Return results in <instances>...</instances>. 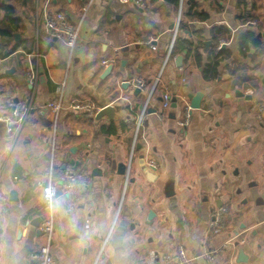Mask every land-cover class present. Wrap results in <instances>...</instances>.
<instances>
[{"label": "crops", "instance_id": "obj_1", "mask_svg": "<svg viewBox=\"0 0 264 264\" xmlns=\"http://www.w3.org/2000/svg\"><path fill=\"white\" fill-rule=\"evenodd\" d=\"M86 2L0 0V26L7 31L0 32V116L18 102L32 106L16 141L0 124V194L10 203L5 212L0 200V264L36 263L45 214L38 182L50 168L58 175L82 165L92 176L84 201L73 213L61 195L54 206L56 264H146L151 251L176 254L180 247L186 264H264V124L253 111L255 100L264 102V0H151L145 11L95 0L83 14ZM45 6L79 27L73 50L44 33ZM215 27L231 33L219 42L231 56L221 76L207 80L203 65ZM247 30L259 33L262 47L245 56L237 36ZM196 49L202 65L193 58ZM135 78L146 81L145 91L132 89ZM61 84L62 108L53 112L47 105ZM164 89L176 108L162 109ZM197 95L201 107L182 128L189 96ZM73 101L118 109L112 119L96 120L98 112H72ZM146 102L145 143L135 138ZM224 207L225 226L214 234L216 212ZM37 219L39 227L32 225ZM240 249L246 259L239 262Z\"/></svg>", "mask_w": 264, "mask_h": 264}, {"label": "built area", "instance_id": "obj_2", "mask_svg": "<svg viewBox=\"0 0 264 264\" xmlns=\"http://www.w3.org/2000/svg\"><path fill=\"white\" fill-rule=\"evenodd\" d=\"M95 0H87L85 6L82 9L83 14H86L94 3ZM122 3H134V5L141 9L147 10L148 2L151 0H119ZM44 33L51 40H56L66 46L68 49L73 50L79 41V27L72 24L67 14L62 11H51L45 6L43 19H42ZM181 25V14L175 23L176 32ZM175 41V40H174ZM226 42L222 41L217 47V51H220ZM173 45L170 48L168 58L172 53ZM161 74L156 77L153 83V91L157 90L161 85ZM27 81L30 85H34V75L32 72H27ZM129 85L134 90L145 91L147 83L143 78H135L129 81ZM250 93V92H249ZM64 94V84L58 85L54 99L47 105V108L53 112H58L62 108L61 99ZM173 94L168 90L164 89L162 92V109L168 110L173 102ZM149 102H146L143 106L140 114L136 120V138L140 135L143 141L146 143V137L143 132V120L147 114ZM69 109L72 112L85 113L88 116H94L100 110L97 109L90 102L73 101ZM32 106L27 102H18L12 106L11 111L8 114L0 116V123L7 127V135L11 137L13 141H16L19 137L23 126L25 125ZM191 107L187 108L185 119L179 123V126L186 127L191 118ZM253 111L256 113L258 120L264 124V102L255 100L253 105ZM43 111L40 114L43 115ZM152 169L156 170L157 165L154 162H150ZM91 173L86 166H77L75 168L68 167L64 169L60 174L54 175L53 169L47 170L38 184L42 188L43 193V207L44 216L41 224V231L43 233L44 242L38 247V249L32 254V258L35 260V264H56L52 254V243L55 231V218H54V206L57 198L61 195L65 197V203L68 213H73L79 205L84 201V189L88 186L91 181ZM0 200L3 205L5 212L9 210V200L6 196L0 194ZM228 211L227 207L220 208L215 215V219L212 223V232L218 234L222 231L225 226V216ZM85 228L89 230L91 228L90 222H87ZM208 259L213 257L212 253L207 254ZM188 262L186 253L183 248H179L176 254H163L158 255L151 251L149 253L148 261L146 264H186Z\"/></svg>", "mask_w": 264, "mask_h": 264}, {"label": "trees", "instance_id": "obj_3", "mask_svg": "<svg viewBox=\"0 0 264 264\" xmlns=\"http://www.w3.org/2000/svg\"><path fill=\"white\" fill-rule=\"evenodd\" d=\"M168 2H172V3H177L178 0H167ZM196 14H199L196 12ZM203 17H205L206 15H202ZM3 26H0V32L2 31V33L6 34L7 31L2 30ZM221 39L224 40H231V33L228 32L226 29H224L223 27H215L212 30V47L210 49V51L207 54V60H206V64H204V77L207 80H216L221 76V66L222 63L230 58V51L226 50V49H221L220 51H217V47L219 46V42ZM237 43L240 46L243 54L245 56H248V53L250 51L251 48L253 49H258L262 47V38L259 37V33L255 32V31H251V30H247L243 33H240L237 36ZM178 46L180 44H178L177 42L175 43ZM187 47L184 48V50L190 54L192 53V43L187 42ZM198 49H196L194 56V60L199 64H201L202 61V56L200 54L199 51H197Z\"/></svg>", "mask_w": 264, "mask_h": 264}, {"label": "water", "instance_id": "obj_4", "mask_svg": "<svg viewBox=\"0 0 264 264\" xmlns=\"http://www.w3.org/2000/svg\"><path fill=\"white\" fill-rule=\"evenodd\" d=\"M210 45V42H206L205 43V48H208V46ZM126 64V61H123V65H125ZM176 64H177V66L178 67H181L182 66V58L181 57H179L178 58V60H176ZM111 69L112 68H110V69H108L107 70V73L108 72H111ZM261 82H262V84H263V86H264V77H261ZM128 84V83H127ZM138 92H139V90H137ZM237 94L238 95H240V96H242V97H246V99H249V100H251L252 99V97L250 96V95H248V96H246V95H244V94H242V93H238L237 92ZM201 98H202V96L201 95H197V96H189V99H190V101H191V104H190V107H191V109L192 110H198V109H200V107H201ZM173 103V108H176V103H175V101L174 102H172ZM118 109V107H114V106H105V107H103L98 113H97V115H96V120H100V119H102V118H104V117H108V118H110V119H112L113 117H114V114H115V112H116V110ZM0 124H2V123H0ZM3 126H5L4 124H2ZM140 148V147H139ZM72 165H74V163L73 162H70ZM152 171H154V170H152ZM102 175V173H100L99 172V174H97V173H93V176H101ZM145 175H146V177H147V179L149 180V181H152V182H155L157 179H158V177H156V175H154L153 174V172H146L145 173ZM127 216H129V217H127V220L128 221H131V219H132V215H127ZM40 219H37V220H35L33 223H32V225L33 226H36V227H39V224H40ZM246 255H245V253H244V250L243 249H240V251H239V259H238V261L240 262V261H242V260H245L246 259V257H245Z\"/></svg>", "mask_w": 264, "mask_h": 264}, {"label": "rangeland", "instance_id": "obj_5", "mask_svg": "<svg viewBox=\"0 0 264 264\" xmlns=\"http://www.w3.org/2000/svg\"><path fill=\"white\" fill-rule=\"evenodd\" d=\"M249 94H252V93H251V91H250V93H249Z\"/></svg>", "mask_w": 264, "mask_h": 264}]
</instances>
